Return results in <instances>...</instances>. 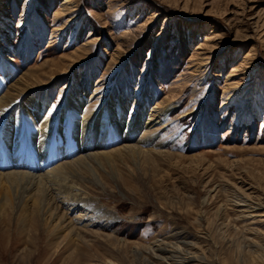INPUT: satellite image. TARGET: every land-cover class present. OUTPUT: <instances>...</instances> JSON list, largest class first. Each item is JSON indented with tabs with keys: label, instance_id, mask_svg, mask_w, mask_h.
I'll return each mask as SVG.
<instances>
[{
	"label": "rangeland",
	"instance_id": "374dc122",
	"mask_svg": "<svg viewBox=\"0 0 264 264\" xmlns=\"http://www.w3.org/2000/svg\"><path fill=\"white\" fill-rule=\"evenodd\" d=\"M4 64L1 94L25 85L49 118L75 97L127 122L170 112L160 154L68 175L102 219L1 210L0 264H264V0H0Z\"/></svg>",
	"mask_w": 264,
	"mask_h": 264
},
{
	"label": "bare ground",
	"instance_id": "6f19581e",
	"mask_svg": "<svg viewBox=\"0 0 264 264\" xmlns=\"http://www.w3.org/2000/svg\"><path fill=\"white\" fill-rule=\"evenodd\" d=\"M68 4L70 2L66 1L61 7L64 15L68 14ZM218 39L221 35L216 32L209 41ZM2 68L5 79L0 80V211L8 206L24 213L31 207L46 221L47 206L53 201V204L68 207V211H88L91 217L88 222L105 216L106 212L97 202L80 185L68 180V175L74 169H84L96 178L95 165L109 163L117 156L160 154L152 145L164 127L162 123L170 106L148 114L144 123L141 122L142 112H138L134 121L127 122L124 106L120 113L108 105L86 114L82 111L81 98L75 97L67 99L65 109L49 118L45 114L49 100L39 102L29 98L30 90L25 85L21 88L11 85L1 94L6 80L11 77L5 64ZM233 97L234 94H229L222 107ZM140 131L143 134L138 137ZM146 147L150 149L145 150ZM244 203L240 202L238 207L244 208L247 215L256 214L258 207ZM52 214L48 215L52 217ZM259 216L263 217L260 221L263 223L264 212ZM196 257L187 255L178 263L192 264L197 262Z\"/></svg>",
	"mask_w": 264,
	"mask_h": 264
}]
</instances>
